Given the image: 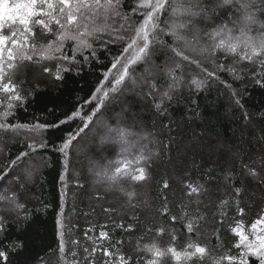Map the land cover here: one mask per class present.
I'll return each instance as SVG.
<instances>
[{
	"label": "trees",
	"instance_id": "trees-1",
	"mask_svg": "<svg viewBox=\"0 0 264 264\" xmlns=\"http://www.w3.org/2000/svg\"><path fill=\"white\" fill-rule=\"evenodd\" d=\"M204 3L211 7L215 0ZM229 11L219 9L209 19L198 18L186 33L193 40L195 30H200L193 40L196 51L186 52L215 77L185 62L176 70L177 86L169 90L172 81L163 69L173 54L157 51L147 64L136 66L135 84L126 81L121 93L105 101L106 108L94 117L87 135L74 142L67 161L57 149L81 121L34 126L58 124L83 105L110 66L109 51L117 54L122 45L98 51V60L61 72L59 80L55 73L61 62L56 59L34 56L31 61H15L4 82L10 79L25 102L8 122L26 127L0 128V175L7 173L0 179V199L10 191L6 201L0 200V221L5 225L0 250L8 253L6 264H118L120 256L130 257V264H146L153 259L147 247L155 244L182 252L190 241L209 251L187 260L169 253L158 258L159 264H215L229 250L237 251L233 229L242 226L248 233L264 216V86L256 82L264 77V57L248 61L223 51L212 53L213 41L206 34ZM37 33V43H47L50 37L38 29ZM205 45L208 51L201 54ZM217 64L234 73L217 69ZM194 78L204 81L199 89ZM167 91L170 99L163 95ZM5 96L0 92V101ZM93 106L84 105L82 114ZM117 122L127 133L128 159L141 152L147 158L144 181L127 175L110 181L96 174L94 164L112 162L114 171L115 161L123 159L120 145L101 144L105 125ZM21 152L28 154L10 169ZM190 221L195 225L191 232L186 227ZM0 264L5 261L0 259Z\"/></svg>",
	"mask_w": 264,
	"mask_h": 264
},
{
	"label": "snow or ice",
	"instance_id": "snow-or-ice-1",
	"mask_svg": "<svg viewBox=\"0 0 264 264\" xmlns=\"http://www.w3.org/2000/svg\"><path fill=\"white\" fill-rule=\"evenodd\" d=\"M219 9L230 11L225 20L206 34L213 41L212 53L223 51L226 55L239 56L240 60L248 61L264 57V0H215L211 7L206 5L204 0H0V92L6 94L5 99L0 101V106L4 108L0 112V128L26 127L11 125L8 122V117L14 115L13 110L25 102L24 96L10 79L4 82L9 70L15 67L17 59L31 61L34 56L56 59L61 62L57 64L55 73V78L59 80L63 78L61 72H68L72 67L79 68L82 63L89 64L98 60V51H109V45L120 44L122 47L117 54H111L109 51L110 66L104 71L103 79L83 105L58 124L34 126L59 127L77 118L81 121L74 131L67 134L57 149L67 161L74 142L79 143L83 139L82 134L87 135L85 130L93 124L94 117L101 109L106 108L105 101L110 96L121 93L126 81L135 84L133 73L136 66L147 64L157 51L167 50L173 54L169 57L171 64L166 63L163 69L172 81L169 90L177 86L180 77L176 75V70H182L181 66L185 62L201 67L207 77H215V72L203 68L199 61L190 59L186 52V49L196 51L193 40H197L200 30H195L197 35L193 40H189L186 33L193 28L198 18L209 19L218 15ZM37 29L40 35L50 37L47 43H37ZM96 44L99 47L94 46ZM206 51L208 46H201L200 53ZM64 62L71 67L63 66ZM216 67L221 71L234 73L231 68L225 69L223 64H217ZM44 70L50 71L49 68ZM256 82L264 86V77L258 78ZM192 83L199 89L204 81L194 78ZM163 95L171 98L170 91ZM236 103L239 105L240 100L237 99ZM93 104L87 114H82L84 105ZM156 107L159 109L161 105L157 104ZM105 129L101 144L120 145L123 159L115 161L114 171L112 162L103 166L94 164L98 169L96 174L110 181H117L120 175H127L136 182L146 180L147 170L143 162L147 158L143 152L129 160L127 153L130 144L126 131L118 122L114 126L106 124ZM36 147L34 144L28 145L31 151H35ZM27 154L21 152L12 161L10 169ZM3 175H0V179ZM164 186L167 187V184ZM191 191L196 189L191 188ZM128 195L131 197L133 194ZM239 212L243 214V209H239ZM171 219L176 221L175 216ZM258 226H264V216L251 224V231L248 233L242 226L233 229L234 235L238 237L233 244L237 251L232 253L229 250L216 259L215 264H223L225 260L227 264H264V227L258 230ZM186 227L191 232L195 225L190 221ZM4 230L5 225L0 221V231ZM128 230H131V225ZM106 235L101 233V237ZM64 250L62 239L60 251ZM146 251L153 253V259L148 260L146 264H159L158 258L169 253L178 260H187L203 257L209 250L190 241L182 252H177L173 247L162 250L155 244L147 247ZM105 255L111 253L105 251ZM7 258L8 253L0 250V259L5 261V264ZM130 260V257L125 259L120 256L118 264H130Z\"/></svg>",
	"mask_w": 264,
	"mask_h": 264
},
{
	"label": "rangeland",
	"instance_id": "rangeland-1",
	"mask_svg": "<svg viewBox=\"0 0 264 264\" xmlns=\"http://www.w3.org/2000/svg\"><path fill=\"white\" fill-rule=\"evenodd\" d=\"M145 135H147V134H145ZM249 173H251L253 176H256V175H254V172H252V171H251V172L249 171ZM105 180H106V179H105ZM12 181H13V182H19V181H17L15 178L12 179ZM8 193H10L9 190H8V191H5V195H2V198L5 199V200H1V199H0V200L3 201V202L6 201V200H7V194H8Z\"/></svg>",
	"mask_w": 264,
	"mask_h": 264
}]
</instances>
